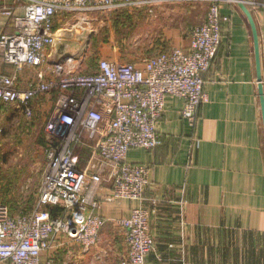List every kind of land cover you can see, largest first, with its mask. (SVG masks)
Masks as SVG:
<instances>
[{
  "label": "built area",
  "instance_id": "obj_1",
  "mask_svg": "<svg viewBox=\"0 0 264 264\" xmlns=\"http://www.w3.org/2000/svg\"><path fill=\"white\" fill-rule=\"evenodd\" d=\"M26 1L20 15L13 7L1 9L13 17L12 31L0 33V52L14 71L0 72V104L13 106L27 121L34 118V105L48 104L45 161L30 208L11 214L0 192V264H50L60 246L71 244L87 252L107 221L99 215L102 186L109 187L104 198L145 199L151 168L128 162L127 152L163 143L157 123L168 97L183 100L181 117L194 131L199 107L207 101L204 73L221 40L223 0H208L205 20L189 29L187 53L172 47L139 62L100 58L96 70L86 73L77 70L72 57L56 52L65 30L90 31L97 15L138 0ZM60 13L69 18L55 29ZM24 67L35 73L22 82ZM191 136L189 158L198 143ZM56 208L59 212L52 213ZM150 213L137 206L129 217L113 219L123 235L120 264H147L146 255L155 250Z\"/></svg>",
  "mask_w": 264,
  "mask_h": 264
},
{
  "label": "crops",
  "instance_id": "obj_2",
  "mask_svg": "<svg viewBox=\"0 0 264 264\" xmlns=\"http://www.w3.org/2000/svg\"><path fill=\"white\" fill-rule=\"evenodd\" d=\"M242 1L256 27L264 97V0ZM26 2L0 0V33L12 31L13 18L2 14L1 9L13 7L14 15H20ZM208 5V0H138L106 16L140 15L137 24L148 53L153 48L155 55L172 47L187 53L189 29L205 20ZM220 14L221 40L204 73L207 101L199 107L194 131L181 117L183 100L168 97L157 123L163 143L153 149H130L126 155L128 162L151 168L152 185L145 199L104 198L109 187H100L99 215L107 219L100 229L103 243L87 252L72 244L60 246L50 264H120L123 235L113 219L129 217L137 206L151 209L149 226L155 250L146 255L147 264H264V129L254 39L236 1L223 0ZM68 18L66 13L57 14L54 28ZM103 57L115 60L108 51ZM13 71L0 52V72ZM34 73V68L24 67L19 78L25 82ZM37 108L47 110L48 104L35 105ZM191 135L198 143L189 158ZM83 153L88 155L90 150Z\"/></svg>",
  "mask_w": 264,
  "mask_h": 264
},
{
  "label": "rangeland",
  "instance_id": "obj_3",
  "mask_svg": "<svg viewBox=\"0 0 264 264\" xmlns=\"http://www.w3.org/2000/svg\"><path fill=\"white\" fill-rule=\"evenodd\" d=\"M96 18L90 31L65 30L63 43L56 47L58 53L73 58L78 71H93L106 51L122 62L153 55L155 48L148 53L142 46L145 40L137 24L140 15L120 13L111 17L103 14ZM3 112L8 117L2 116ZM45 112L46 109H35L34 105V118L27 121L14 107L0 105V192L11 214L28 209L34 203L45 161L46 136L42 131Z\"/></svg>",
  "mask_w": 264,
  "mask_h": 264
},
{
  "label": "water",
  "instance_id": "obj_4",
  "mask_svg": "<svg viewBox=\"0 0 264 264\" xmlns=\"http://www.w3.org/2000/svg\"><path fill=\"white\" fill-rule=\"evenodd\" d=\"M233 1H236L238 3L239 7L242 9L244 14L246 15L248 22H249V25H250V28H251V31H252L253 39H254L255 63H256L257 80H258V93H259V100H260L262 121H263V129H264V97H263L262 85H261V81H260L261 80L260 79V63H259L256 27H255L252 15L245 5V2L242 0H233Z\"/></svg>",
  "mask_w": 264,
  "mask_h": 264
},
{
  "label": "trees",
  "instance_id": "obj_5",
  "mask_svg": "<svg viewBox=\"0 0 264 264\" xmlns=\"http://www.w3.org/2000/svg\"><path fill=\"white\" fill-rule=\"evenodd\" d=\"M1 106H3V104H0ZM7 203V202H6ZM59 212V208H56V210H52V213L56 214Z\"/></svg>",
  "mask_w": 264,
  "mask_h": 264
}]
</instances>
